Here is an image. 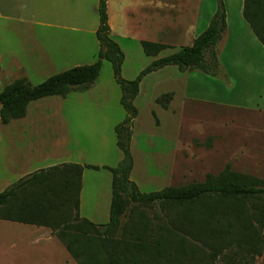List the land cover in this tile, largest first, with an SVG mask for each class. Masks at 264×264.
<instances>
[{
	"label": "rangeland",
	"instance_id": "374dc122",
	"mask_svg": "<svg viewBox=\"0 0 264 264\" xmlns=\"http://www.w3.org/2000/svg\"><path fill=\"white\" fill-rule=\"evenodd\" d=\"M96 2L0 0V92L17 79L37 85L72 67L92 64L99 48L94 32L99 23ZM207 4L215 7L202 9L216 11L218 0H207ZM228 8L232 24L238 16L233 7ZM189 10L166 7L165 34L159 29L150 33L165 41L157 42L165 48L156 56H147L141 41L127 36L125 16L111 4L110 33L124 53L122 78L133 80L154 59L191 45L206 22L195 24ZM180 21L185 25L179 27ZM190 23L191 29L187 27ZM132 31L137 33L136 28ZM225 40L224 35L216 45L223 67L220 76L167 66L141 80L134 100L138 113L132 122L130 179L142 192L203 182L227 164L235 172L264 180V78L260 77L264 59L253 66L254 73L231 72L240 67V58H246L250 45L244 48ZM169 95L174 97L168 102L162 99ZM120 96L111 64L103 60L89 89L33 101L24 118L0 126V192L36 170L65 162L117 166L123 155L114 128L125 117ZM18 159L20 164L28 160L27 165L21 168ZM82 181L80 217L106 223L110 172L85 168ZM141 210L148 217L157 214ZM30 227L0 220V230ZM21 238L0 235V264H76L56 237L53 248L15 244ZM6 239L13 240L14 247L2 243ZM255 264H264V249Z\"/></svg>",
	"mask_w": 264,
	"mask_h": 264
},
{
	"label": "trees",
	"instance_id": "16d2710c",
	"mask_svg": "<svg viewBox=\"0 0 264 264\" xmlns=\"http://www.w3.org/2000/svg\"><path fill=\"white\" fill-rule=\"evenodd\" d=\"M97 12L95 61L54 74L37 85L23 78L6 85L0 92V126L24 118L33 101L89 89L106 60L125 110L124 119L114 128L123 157L115 167L65 162L34 171L0 192V220L49 228L77 264H255L264 249L263 179L235 172L229 164L203 182L154 192H142L130 179L132 122L138 113L134 100L141 80L167 66L220 76L223 67L216 45L227 30L223 1L218 0L208 26L191 45L154 59L133 80L121 76L124 53L110 33L107 0H97ZM242 16L264 47V0H243ZM141 46L147 56H156L165 48L149 41H142ZM170 97L162 99L168 102ZM85 168H105L111 174L106 223L80 217ZM141 209L157 214L148 217Z\"/></svg>",
	"mask_w": 264,
	"mask_h": 264
},
{
	"label": "crops",
	"instance_id": "0c3cea01",
	"mask_svg": "<svg viewBox=\"0 0 264 264\" xmlns=\"http://www.w3.org/2000/svg\"><path fill=\"white\" fill-rule=\"evenodd\" d=\"M167 2L168 0H107L108 23L110 26V31L112 29V26L110 23L111 4L113 5V7H117V11L122 12L123 15L125 16V23H126L125 32H127L126 33L127 36L129 37L130 35H132L135 37V40L137 41L140 40L141 42L149 41V42L165 43V41H159L160 38L158 37V35L156 36V38H153L150 33H153V30L155 29L156 30L159 29V30H162L161 32L165 34L164 29L166 27V18H165L164 13L166 12V7H189L190 8L189 11L191 15L189 18L191 19V21H193L195 24H197L199 20L201 22H206L205 24L206 27L208 26L210 19L215 13V10L211 8H210L211 10L210 9L207 10L204 8L202 9V7H215L214 4L211 5L212 3L208 5L207 0H172L170 1V3H167ZM223 2H224V6L227 7V10H226L227 30L225 33V37H226L225 42L235 41L236 44L237 43L243 44L244 48H247L248 45H250V48H249L250 52L247 53V56H245L246 58H240V61H239L240 67L238 69L230 68L231 72L241 71L244 73H254L253 71H255V68H253V66L260 65V61H261L260 59H264V55L262 58L257 57L258 54L259 55H262V53L264 54V47L259 43L257 38L254 36L253 32L249 28L248 24L243 19V16H242L243 0H224ZM228 7H233L234 8L233 13H235L238 16L237 17L236 15H234L235 17H237V19L235 18L232 24L229 20V14H228L229 8ZM96 8H97V2H96ZM133 14L136 17L135 16L132 17L131 15ZM184 25L185 24H182L180 21L179 27L184 26ZM187 27L191 29V27H193V24L190 23L189 25H187ZM133 28H134V31H135V28L137 29L136 34H134V32L132 31ZM96 29L97 27L95 28L94 32L96 31ZM263 63H264V60H263ZM263 63H261V65ZM261 67H263L262 72L264 73V64ZM262 76L264 78V74L260 75V77ZM172 97H174V95H172ZM8 135H11V134H8ZM27 162L28 160L25 161L24 164H20L21 160L20 159L17 160V163L21 166V168L25 167L27 165ZM82 179H83V176H82ZM82 184H83V181H82ZM30 226H33V227L25 228V229L0 230V232H2V234L0 235L7 236L10 234H14V235H19L21 237H24L21 239H15V244H21V245L26 244V245H31L35 247L40 246L41 248L44 246L46 247L49 246L51 248L54 247L55 235H53L52 231L49 228L39 227V226H34V225H30ZM2 243H5L6 245H9L11 247H14L13 240L6 239L2 241ZM68 255L70 256L69 253ZM70 258L75 262V260L71 256ZM66 263H68V260L66 261Z\"/></svg>",
	"mask_w": 264,
	"mask_h": 264
}]
</instances>
